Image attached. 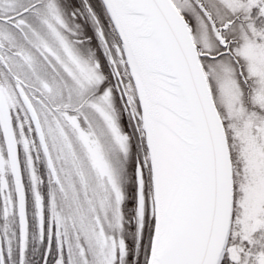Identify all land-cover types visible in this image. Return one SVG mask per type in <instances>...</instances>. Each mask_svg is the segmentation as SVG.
Here are the masks:
<instances>
[{
  "label": "snow or ice",
  "instance_id": "snow-or-ice-1",
  "mask_svg": "<svg viewBox=\"0 0 264 264\" xmlns=\"http://www.w3.org/2000/svg\"><path fill=\"white\" fill-rule=\"evenodd\" d=\"M0 264H264V0H0Z\"/></svg>",
  "mask_w": 264,
  "mask_h": 264
}]
</instances>
